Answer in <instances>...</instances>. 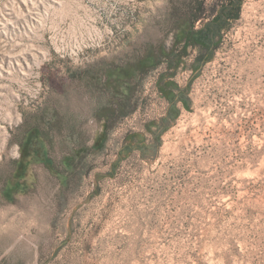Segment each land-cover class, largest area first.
<instances>
[{
    "label": "rangeland",
    "instance_id": "374dc122",
    "mask_svg": "<svg viewBox=\"0 0 264 264\" xmlns=\"http://www.w3.org/2000/svg\"><path fill=\"white\" fill-rule=\"evenodd\" d=\"M0 264H264V0H0Z\"/></svg>",
    "mask_w": 264,
    "mask_h": 264
},
{
    "label": "trees",
    "instance_id": "16d2710c",
    "mask_svg": "<svg viewBox=\"0 0 264 264\" xmlns=\"http://www.w3.org/2000/svg\"><path fill=\"white\" fill-rule=\"evenodd\" d=\"M234 1L235 0H232V2H234ZM237 10H238V7H237ZM231 12H232V9L227 8V6L222 7V9L219 11V15L215 17V19L212 22V24L213 25L215 24L216 26H220V28H221V25L220 24L218 25V21H220L225 15L230 17L231 16ZM237 12H239V10ZM238 16H239V14L236 15V17H238ZM199 20H200V18H199L198 15L193 16L192 25H188V28L186 27L181 32V35H180L181 38L179 39V41H177V43L178 44L183 43V45H184L183 49L185 51H187V49L189 47L197 48L200 45L204 46L205 43H206L207 34L205 33V31L202 30V31H196L195 32L194 28H193L194 23L196 21H199ZM209 28L212 29L213 27H211V25H209ZM202 57L203 56H201L199 61H201L202 59L204 61V58H202ZM169 86H171V84H166L164 86L163 85L160 86V92L162 93L164 98L167 99L172 104V107L175 108V105L178 103L179 99L176 96H174L172 94V92H169ZM170 116L173 117V118L176 117V115L173 114L172 111H170Z\"/></svg>",
    "mask_w": 264,
    "mask_h": 264
}]
</instances>
